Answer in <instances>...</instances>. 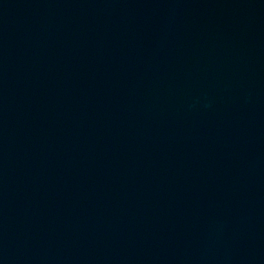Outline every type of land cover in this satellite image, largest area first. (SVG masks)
Returning a JSON list of instances; mask_svg holds the SVG:
<instances>
[{"label":"water","instance_id":"95a60500","mask_svg":"<svg viewBox=\"0 0 264 264\" xmlns=\"http://www.w3.org/2000/svg\"><path fill=\"white\" fill-rule=\"evenodd\" d=\"M0 264H264V0H0Z\"/></svg>","mask_w":264,"mask_h":264}]
</instances>
